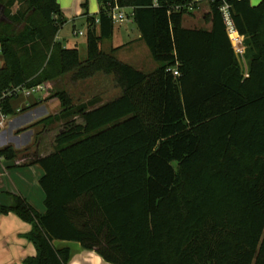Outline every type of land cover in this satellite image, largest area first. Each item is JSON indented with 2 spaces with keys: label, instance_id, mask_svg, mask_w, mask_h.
Here are the masks:
<instances>
[{
  "label": "trees",
  "instance_id": "trees-1",
  "mask_svg": "<svg viewBox=\"0 0 264 264\" xmlns=\"http://www.w3.org/2000/svg\"><path fill=\"white\" fill-rule=\"evenodd\" d=\"M97 1V23L84 13L80 62L77 48L56 39L65 23L57 0H0V99L67 75L112 76L121 90L77 105L48 90L60 112L44 121L61 128L53 151L33 161L43 170L45 213L20 195L0 205V217L31 225L25 238L36 255L24 264H68L70 249L54 241L78 243L108 264H264V0H226L241 56L220 0L203 17L209 31L182 27L192 12L176 7L190 0ZM115 4L131 10L156 64L150 73L101 49ZM18 97L1 100L6 116ZM16 157L0 149V158Z\"/></svg>",
  "mask_w": 264,
  "mask_h": 264
},
{
  "label": "crops",
  "instance_id": "crops-1",
  "mask_svg": "<svg viewBox=\"0 0 264 264\" xmlns=\"http://www.w3.org/2000/svg\"><path fill=\"white\" fill-rule=\"evenodd\" d=\"M95 1L96 0L91 1L89 15L90 17H92V14L96 15L93 17L98 21L97 14L99 13V4H96ZM261 1L262 0H249V3L251 6H257ZM57 3L62 9L64 16L70 18H84L87 24V17L82 15V6L85 3V0H57ZM203 5H206L204 10H202ZM200 12L204 13L198 15ZM208 12V4L202 3L196 11L183 16L182 27L185 29H202L209 31L211 24L206 23L203 20V15ZM121 24L126 32L129 31V25H133L132 22L129 24ZM115 25H117V23L114 24L112 37L108 39L111 40V42L105 44L103 41L101 43V47L103 43L106 45V47L103 46L104 51L109 52L117 49L114 55L126 52L120 59H118L123 63H126L128 58L135 59L147 56V47L140 39V34L134 25L133 27L137 32L136 39L130 42L126 41V43L123 41L113 43L112 41L116 33ZM59 32L56 39L60 42ZM79 34L82 35L81 32ZM240 40L241 43L238 44L237 50L239 51L238 54L241 56L244 52V48L242 45V39L240 38ZM61 45L64 48H76L67 45L65 46L62 43ZM242 64L245 74H247V66L244 60L242 61ZM2 67L3 60L0 55V69ZM30 98H23V96L18 97L19 103L22 99L23 106L18 104L16 114L9 117L6 127L0 131V148L12 146L17 153V157L12 161L0 158V205L9 206L11 204L9 195H20L42 215L45 213V196L39 185V180L43 176V170L39 165L33 163V161L37 158L44 157L53 151L54 139L60 129L53 136L49 135L53 132L55 127L54 124L59 122H49L44 120L48 117L58 115L60 112V104L56 98H49L48 96H43L42 98L38 97L36 98L37 100L33 102L29 100ZM24 126L29 128L26 131L15 135V133L22 130ZM34 140H37L35 144L36 148L31 155V146ZM46 141H48L49 144H45ZM22 147H24L25 152L20 155ZM43 149H49L50 153H40ZM30 230L31 225L23 222L13 213L0 217V264H24L25 259L35 257L36 250L34 246L25 238ZM53 244L57 248L68 247L70 249L71 257L68 264L74 262H76V264H82L83 258L88 257L89 255L99 259V264H108L94 252L83 249L78 243L54 241Z\"/></svg>",
  "mask_w": 264,
  "mask_h": 264
},
{
  "label": "rangeland",
  "instance_id": "rangeland-1",
  "mask_svg": "<svg viewBox=\"0 0 264 264\" xmlns=\"http://www.w3.org/2000/svg\"><path fill=\"white\" fill-rule=\"evenodd\" d=\"M91 1L92 0H85V3L82 6V15L84 17H86L84 15L85 11L87 13V16H90V5H91ZM96 4H98V1H95ZM204 6V7H203ZM202 6V10L205 9L206 5ZM60 7V6H59ZM16 7H14L15 9ZM61 13L63 18L65 19V23L62 26V28L60 29L59 32V37H60V42L62 44H64L65 46H72V47H76L78 50V54H79V60L80 62H83L86 60L87 58V46H86V39H87V24H86V20H84V18H70L67 16L63 15V11L60 8ZM129 9L125 10V13H129L128 12ZM204 12H200L198 13V15H202ZM96 16V15H91ZM204 16V15H203ZM115 36L113 39V43H117L119 41H123L126 43V41L130 42L134 39H136L137 36V32L135 30V28L133 27V25H129V31L126 32V30L123 29L122 24L121 23H117V25H115ZM82 33V35H80L79 33ZM76 33V35H75ZM111 40H105L104 43L108 44L110 43ZM103 43L101 49L103 50V46L106 47V45ZM104 51V50H103ZM129 51V50H128ZM146 55L147 56H143L140 58H128V60L126 61V63L128 65H130L131 67L140 70L144 73H150L156 66V64L154 63V61L151 59L150 53L148 51V49L146 50ZM126 52H122L119 53L117 55H115V57L117 59H120L123 54H125ZM48 90H64L68 93V95L71 97L72 101L74 104H81V103H86L88 100L92 99V98H100L102 102H107L110 99H113L115 97H117L118 95H120L121 90L119 88H117L115 81L113 79L112 76H107L101 73H97L96 75H94L92 78L87 79V80H83V81H77V82H72L70 80L69 75L64 76L60 79H58L55 82H48L45 85V90H43L41 93H34L32 98H30L29 100L36 101V98H42L43 96H49ZM41 96V97H40ZM22 99L20 100V105H22ZM23 106V105H22ZM12 117V116H11ZM41 122V121H38ZM76 122L80 123V120H76ZM55 127L53 129V132L49 135V136H53L57 131H59V129L61 128L60 123L54 124ZM29 127H25L22 130H19L15 133V135H17L18 133L24 132L28 129ZM50 138V137H49ZM36 141L34 140L32 146H31V155L33 154L36 146ZM45 144H49L48 141H46ZM12 147V146H10ZM4 148V147H1ZM0 148V149H1ZM13 148V147H12ZM49 149H43L40 151V153H50ZM25 152L24 147H22L21 150V154H23ZM30 155V156H31ZM31 160V159H30Z\"/></svg>",
  "mask_w": 264,
  "mask_h": 264
},
{
  "label": "built area",
  "instance_id": "built-area-1",
  "mask_svg": "<svg viewBox=\"0 0 264 264\" xmlns=\"http://www.w3.org/2000/svg\"><path fill=\"white\" fill-rule=\"evenodd\" d=\"M215 0H190L189 3L185 6H179L176 7L177 11L184 9H187L189 12H194L196 11L199 6L202 3H207L209 4L210 2H213ZM222 3V6L220 7V12L223 15V19H224V23L226 26V31L228 32L229 35L232 36V42H233V48L235 50L236 53H238L239 51L238 49V44L241 43L240 38L234 36V29H233V25L231 22V18L228 12L229 6L226 2V0H220ZM126 9L120 8L117 4H115L113 7H111L108 16L110 17V19L112 20V22L114 24L116 23H124V24H129L132 22V12L131 10H129V13H125ZM98 21H96L97 23ZM76 35V34H75ZM173 75L174 76H178V72L176 70L173 71ZM43 90H45V85H40L37 86L35 88L32 89H24V88H14L11 91L4 93L2 98L0 99V131H2L9 120L10 116H6L3 113L2 110V106H1V100L14 94V95H18V96H23V98H30L33 96L34 93H41Z\"/></svg>",
  "mask_w": 264,
  "mask_h": 264
},
{
  "label": "bare ground",
  "instance_id": "bare-ground-1",
  "mask_svg": "<svg viewBox=\"0 0 264 264\" xmlns=\"http://www.w3.org/2000/svg\"><path fill=\"white\" fill-rule=\"evenodd\" d=\"M78 256V255H77ZM76 257V256H75ZM77 259V258H76ZM75 259V260H76ZM99 259H97L96 257H93V256H88V257H85L83 258V262L82 264H99ZM71 264H76V262L74 263H71Z\"/></svg>",
  "mask_w": 264,
  "mask_h": 264
}]
</instances>
